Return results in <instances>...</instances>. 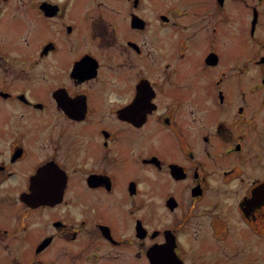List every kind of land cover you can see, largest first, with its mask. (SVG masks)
Returning a JSON list of instances; mask_svg holds the SVG:
<instances>
[{"label":"flooded vegetation","instance_id":"1","mask_svg":"<svg viewBox=\"0 0 264 264\" xmlns=\"http://www.w3.org/2000/svg\"><path fill=\"white\" fill-rule=\"evenodd\" d=\"M93 1L94 16L82 19L80 0H0V21L11 19L0 22V264H53L58 255L49 253L61 238L64 252L77 240L78 251L93 243L86 264H160L149 252L168 243L183 259L181 230L200 216L223 239L241 222V240L251 239L233 248L238 260L228 264H259L264 54L258 83L231 90L219 40L227 5L241 3L262 45L264 0H216L202 44L204 65L219 77L198 91L184 85L189 64L179 60L184 33L190 40L198 22L192 9ZM163 173L173 181L164 195ZM161 210L174 215L163 220ZM44 227L35 241V228Z\"/></svg>","mask_w":264,"mask_h":264},{"label":"rangeland","instance_id":"2","mask_svg":"<svg viewBox=\"0 0 264 264\" xmlns=\"http://www.w3.org/2000/svg\"><path fill=\"white\" fill-rule=\"evenodd\" d=\"M28 1L30 2V4L32 3V0ZM115 1H117V3L123 7L122 2H120L119 0H114V2ZM99 2L102 3V1ZM147 2L149 4H152L154 8L158 7L160 3L165 6L168 3L174 4L180 2L181 4L189 7V9H192L190 11L191 13L189 12V17L193 20L198 21L197 23H195V26L192 27L193 31H195L194 34H192L190 37V40L192 42H190L189 38H187V33H184V38L180 43V49L184 50V56L179 59L180 63L189 64L187 70L182 75V78L184 79V85L196 91L201 90V88H210V86H216L219 73L215 69V67H207L204 65L203 61L205 56L203 52L205 51L206 44H202V41L205 39V35L202 33L208 32L210 24L213 22L214 17H216V13L213 11L216 7V0H147ZM91 6H94L93 0H80V2H77L76 5V13L83 14L82 19H85L84 15L87 16L88 13L90 16H94V12L92 10H90L89 12V7ZM231 6H233L234 8L233 10H231L227 5V17L225 26L226 33L225 35H222L220 37L219 45L222 47L223 54L226 57V60L223 62L226 66L227 71V74H225L227 76V86H230L231 90H236L234 87L240 86L239 83H258V71L261 69V67H259L258 58L260 54H264V32L262 31L261 34V36H263V39L262 45H260L258 42H256V40H253L251 38L248 29L251 18V11L246 9L245 6L241 3L237 4L238 7H236L234 4H231ZM146 13L148 15H151V12L149 10H146ZM32 14L36 18H39L41 21H45L42 18L41 13H38L36 8L33 9ZM242 18H244V21ZM4 20L8 21L11 19H2L0 22L2 23ZM16 21L22 22L21 18L16 19ZM83 21H91V19L88 18L87 20ZM109 26H111V23L108 20V22H106V27ZM260 27L264 30V9L261 15ZM200 34L201 36L198 40L194 39ZM98 41L99 37L97 36L96 42L98 43ZM104 41L110 42L111 38H109L107 35H104ZM233 159L237 158L233 157ZM220 160L226 162L227 158L223 155H220ZM150 175H152L151 171ZM162 179L164 182V195L170 191V189L167 188L169 187V185H171V183H173V181L170 180L169 176H167L165 173H163ZM220 179L221 178L219 177V180ZM147 184L149 186V181L147 182ZM186 199L187 198L184 197V203L187 202ZM107 207H112L111 200L107 201ZM179 211L180 210L178 209L174 213H179ZM174 213H170L166 210H161V212L157 214V217H161L163 218V220H165L171 218ZM111 215L123 216L122 211L120 210H115ZM35 218L37 221L41 218V216L36 215ZM206 218L207 217L204 216L193 218L190 217L186 221L185 226L181 230V242L183 246L179 255L187 261H217L220 264H228L230 261L238 260L233 248L237 247L238 245L245 247L251 239V237H249L245 240H241V229L243 228L245 230V226H243L241 222H236V228L230 230L228 238H218L217 236L211 235L209 226L207 225V223H203V219ZM35 229L36 232L34 233V237L35 241H37L44 234L46 227L42 228L39 232L37 231V228ZM262 240L264 241V239ZM63 241V238L59 239L55 248L51 249L49 253V255H58L53 264H68L71 256L76 258V260L74 261L76 264H86L84 262H86V260L89 259L88 257H90L87 255V252H90L93 243H90L89 246H84L82 250L78 251L80 243L77 240L75 242H72V244H74V249L71 248V250H69L68 252H64L61 249L60 251L58 250L59 244ZM200 246L203 247L200 248ZM243 250L246 249L244 248ZM260 250L263 251L259 252ZM260 250H258L257 259L255 261L258 260L259 264H263L264 243ZM242 254L245 253L240 254V260H244ZM128 262L132 263L133 260L130 258ZM215 264L217 263L215 262Z\"/></svg>","mask_w":264,"mask_h":264},{"label":"water","instance_id":"3","mask_svg":"<svg viewBox=\"0 0 264 264\" xmlns=\"http://www.w3.org/2000/svg\"><path fill=\"white\" fill-rule=\"evenodd\" d=\"M256 20V16L254 18V21ZM263 186L260 185L261 189ZM169 248H153L150 250L149 253H156L157 255H160L161 257L157 259V261L160 262V264H183L182 260L176 255V253L173 250V246L171 244H167Z\"/></svg>","mask_w":264,"mask_h":264}]
</instances>
